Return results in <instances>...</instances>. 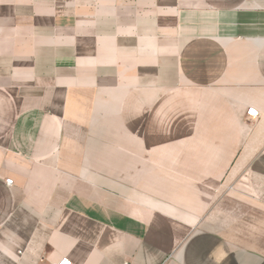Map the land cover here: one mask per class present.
<instances>
[{
    "label": "crops",
    "instance_id": "1",
    "mask_svg": "<svg viewBox=\"0 0 264 264\" xmlns=\"http://www.w3.org/2000/svg\"><path fill=\"white\" fill-rule=\"evenodd\" d=\"M61 257L264 264V0H0V264Z\"/></svg>",
    "mask_w": 264,
    "mask_h": 264
},
{
    "label": "built area",
    "instance_id": "2",
    "mask_svg": "<svg viewBox=\"0 0 264 264\" xmlns=\"http://www.w3.org/2000/svg\"><path fill=\"white\" fill-rule=\"evenodd\" d=\"M245 115L247 120L252 122L257 119L259 112L254 107H248L246 109ZM4 182L6 185L10 186L13 183V180L11 178H6ZM55 264H74V262L67 257H61Z\"/></svg>",
    "mask_w": 264,
    "mask_h": 264
},
{
    "label": "rangeland",
    "instance_id": "3",
    "mask_svg": "<svg viewBox=\"0 0 264 264\" xmlns=\"http://www.w3.org/2000/svg\"><path fill=\"white\" fill-rule=\"evenodd\" d=\"M132 103H133V101H132ZM138 104H139V103H134L133 106H139ZM124 113H125V111H123V112H117L118 117H124Z\"/></svg>",
    "mask_w": 264,
    "mask_h": 264
}]
</instances>
